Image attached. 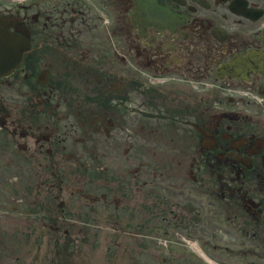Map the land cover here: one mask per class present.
Segmentation results:
<instances>
[{"label": "flooded vegetation", "instance_id": "1", "mask_svg": "<svg viewBox=\"0 0 264 264\" xmlns=\"http://www.w3.org/2000/svg\"><path fill=\"white\" fill-rule=\"evenodd\" d=\"M166 1L168 27L135 0H0V194L21 191L30 243L13 264L97 239L132 264L130 244L189 241L264 264V0Z\"/></svg>", "mask_w": 264, "mask_h": 264}, {"label": "rangeland", "instance_id": "2", "mask_svg": "<svg viewBox=\"0 0 264 264\" xmlns=\"http://www.w3.org/2000/svg\"><path fill=\"white\" fill-rule=\"evenodd\" d=\"M5 189V190H4ZM2 190V202L3 204H7L5 207L7 208L6 211L9 213L12 217H14L12 220L9 219H0V240H3L5 243L10 242L8 240V236H11L14 240H17L19 235L18 233L13 232V228L16 226H24L25 223L21 222H15L17 217L19 216L18 213H14L12 211L11 207L8 205L10 203H14L9 196L18 197L20 196V190L18 192L12 193L11 186L7 185ZM17 190V189H16ZM15 190V191H16ZM14 205V204H12ZM1 207V204H0ZM27 206L24 204L20 206V208H26ZM0 211H2L0 209ZM26 216L24 215L21 220L25 221ZM23 234V233H22ZM23 238L26 242V247L30 244L28 242V239L26 236L23 235ZM214 245V243H212ZM20 241L17 240L16 251H21L20 248ZM100 241L97 239L95 242H79V243H73V244H67L65 251L56 258L52 259H42L41 255L39 253H34L33 255L38 257V260L33 259L31 257L29 259V262H33V260L37 264H132L130 263V257L124 256L122 254V248L113 247L109 252L106 251L108 245H105L103 250H97L99 248ZM149 243H140V244H130V248L128 252L131 253L135 259L139 257L141 259V264H205L202 261H199L196 259L195 254L190 250V248H187L183 244H178L174 247V252L172 254L167 253L163 249L159 248H151L150 246L147 247ZM218 245V244H216ZM25 247V248H26ZM144 250H140V248H144ZM162 248V247H161ZM113 249H116V251L112 252ZM204 250L207 252L212 259L218 262V264H233V260L226 261L225 259H222L218 253L213 252L212 250L208 249L205 245ZM8 253L7 249L4 251L2 248H0V256L6 257L5 254H2L1 252ZM45 251L44 246L41 248L40 252ZM106 253V254H105ZM112 255H118V257H113L112 259H109L107 257H110ZM195 256V257H194ZM249 261H246L248 263ZM9 264V262L5 263ZM20 264H23V260H21Z\"/></svg>", "mask_w": 264, "mask_h": 264}]
</instances>
